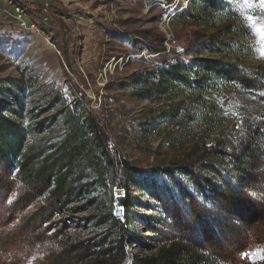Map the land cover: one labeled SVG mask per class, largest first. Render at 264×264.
Listing matches in <instances>:
<instances>
[{
    "label": "trees",
    "instance_id": "obj_1",
    "mask_svg": "<svg viewBox=\"0 0 264 264\" xmlns=\"http://www.w3.org/2000/svg\"><path fill=\"white\" fill-rule=\"evenodd\" d=\"M206 17L209 26L216 21ZM237 23L226 30L238 31ZM227 31L204 45L231 57ZM240 64L197 57L125 84L133 98L164 102L147 132L173 127L194 148L190 160L151 169L113 156L82 98L70 102L34 77L0 78V193L14 195L7 210L20 217L18 228L31 229L32 245H62L49 264H264L253 256L264 255V114L228 127L216 102L262 83L260 69Z\"/></svg>",
    "mask_w": 264,
    "mask_h": 264
},
{
    "label": "rangeland",
    "instance_id": "obj_2",
    "mask_svg": "<svg viewBox=\"0 0 264 264\" xmlns=\"http://www.w3.org/2000/svg\"><path fill=\"white\" fill-rule=\"evenodd\" d=\"M42 2L32 4L33 19L41 14ZM217 4L211 0H51V21L39 23V33L21 32L17 21L0 24V78L34 77L45 91L60 92L70 102L85 100L100 120L118 161L127 159L140 169L175 166L190 160L194 148L189 142L183 143L173 127L164 131L151 128L147 132L149 122L159 114L164 102L133 98L124 86L135 74H153L197 57L240 62L260 69L264 76V49L246 18L253 14L259 19L264 12L259 8L251 13L242 11L241 0H217ZM208 15L216 20L211 19V26L206 21ZM231 22H241L242 27L230 34L226 29ZM221 29L227 31L224 41L232 44L231 57L229 51L212 53L216 47L204 45ZM262 78L254 89L239 86L235 90L237 101L216 98L228 118V127L243 116L264 114ZM4 200L7 203L0 214V264H49L50 252H59L62 245L54 239L32 245L31 229L18 228L20 217H10L7 210L14 195L0 193V208ZM85 234L78 236L88 237ZM151 235L145 233L146 237ZM147 242L152 243L149 239L144 243ZM151 246L154 249L156 245ZM129 249L140 256L147 254L139 245Z\"/></svg>",
    "mask_w": 264,
    "mask_h": 264
},
{
    "label": "built area",
    "instance_id": "obj_3",
    "mask_svg": "<svg viewBox=\"0 0 264 264\" xmlns=\"http://www.w3.org/2000/svg\"><path fill=\"white\" fill-rule=\"evenodd\" d=\"M35 1L36 0H0V24H5L6 20L17 21L21 32L39 33V23L46 24L51 21L49 14L51 0H43L42 12L39 14L38 19H33L30 16L31 7Z\"/></svg>",
    "mask_w": 264,
    "mask_h": 264
},
{
    "label": "snow or ice",
    "instance_id": "obj_4",
    "mask_svg": "<svg viewBox=\"0 0 264 264\" xmlns=\"http://www.w3.org/2000/svg\"><path fill=\"white\" fill-rule=\"evenodd\" d=\"M255 8H259L261 12H264V0H241L242 11L247 9L248 13H251ZM246 18L249 22L250 30L258 37L259 44L261 48L264 49V24L261 23V19H264V17L258 19L253 14H247ZM261 95H264V92H262ZM247 255L248 254H245V256ZM253 256H261V258H264L260 250H257Z\"/></svg>",
    "mask_w": 264,
    "mask_h": 264
},
{
    "label": "water",
    "instance_id": "obj_5",
    "mask_svg": "<svg viewBox=\"0 0 264 264\" xmlns=\"http://www.w3.org/2000/svg\"><path fill=\"white\" fill-rule=\"evenodd\" d=\"M123 197V192L122 191H117L116 192V198L117 199H120V198H122ZM115 217H117V218H122V216H123V209H121V208H119V207H117L116 209H115Z\"/></svg>",
    "mask_w": 264,
    "mask_h": 264
}]
</instances>
